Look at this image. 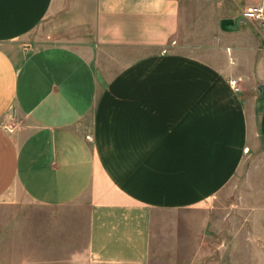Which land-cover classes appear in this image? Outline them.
I'll return each instance as SVG.
<instances>
[{"label":"crops","instance_id":"crops-1","mask_svg":"<svg viewBox=\"0 0 264 264\" xmlns=\"http://www.w3.org/2000/svg\"><path fill=\"white\" fill-rule=\"evenodd\" d=\"M235 1L196 54L178 0H0V203L40 211L0 264H143L155 210L208 207L264 151V23L242 16L264 0Z\"/></svg>","mask_w":264,"mask_h":264},{"label":"rangeland","instance_id":"rangeland-1","mask_svg":"<svg viewBox=\"0 0 264 264\" xmlns=\"http://www.w3.org/2000/svg\"><path fill=\"white\" fill-rule=\"evenodd\" d=\"M178 2V44L195 46L196 54L200 45L204 52L209 48L215 52L216 22L220 15L231 13L237 2ZM31 39L38 43L58 40V17H47L32 31ZM21 205L0 203V239L13 234L15 226L17 234L25 223L27 229L34 228L40 211L23 210ZM143 264H264V151L260 147L250 150L238 176L208 207L155 210L149 255Z\"/></svg>","mask_w":264,"mask_h":264},{"label":"built area","instance_id":"built-area-1","mask_svg":"<svg viewBox=\"0 0 264 264\" xmlns=\"http://www.w3.org/2000/svg\"><path fill=\"white\" fill-rule=\"evenodd\" d=\"M242 16L248 19H259L264 23V3L247 5L242 12ZM238 78L229 77L228 83L234 92L239 91Z\"/></svg>","mask_w":264,"mask_h":264},{"label":"water","instance_id":"water-1","mask_svg":"<svg viewBox=\"0 0 264 264\" xmlns=\"http://www.w3.org/2000/svg\"><path fill=\"white\" fill-rule=\"evenodd\" d=\"M260 89L262 92H264V87L263 86H260Z\"/></svg>","mask_w":264,"mask_h":264}]
</instances>
